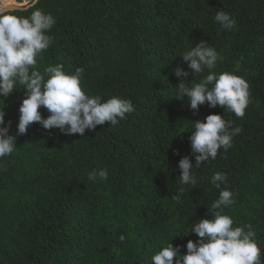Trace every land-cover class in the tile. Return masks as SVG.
<instances>
[{
	"label": "trees",
	"instance_id": "1",
	"mask_svg": "<svg viewBox=\"0 0 264 264\" xmlns=\"http://www.w3.org/2000/svg\"><path fill=\"white\" fill-rule=\"evenodd\" d=\"M36 7L56 19L37 69L82 67L86 94L131 99L135 111L84 136L38 122L17 136L14 152L0 158V264H152L172 238L185 254L187 241L199 239L192 223L210 217L219 196L210 183L218 171L235 201L224 214L233 227L251 226L264 262V0H39ZM220 10L236 19L235 29L215 22ZM201 40L222 58L214 71L249 84L243 117L207 103L194 111L174 97L178 64L190 83L208 72L193 75L181 57ZM24 95L18 89L0 100L13 135ZM210 113L242 131L227 152L194 167L197 184L180 194L178 161L187 155L195 164L192 124ZM101 168L108 178L90 181L88 173Z\"/></svg>",
	"mask_w": 264,
	"mask_h": 264
},
{
	"label": "clouds",
	"instance_id": "2",
	"mask_svg": "<svg viewBox=\"0 0 264 264\" xmlns=\"http://www.w3.org/2000/svg\"><path fill=\"white\" fill-rule=\"evenodd\" d=\"M38 2L0 0V100L5 104V99L14 90H25L15 135L10 134L11 121L5 123L4 106L0 107V158L14 152L17 136L26 134L34 122L45 130L57 128L64 135L84 136L86 130L94 131L105 122L115 127L135 111L131 99L111 96L105 100L100 95L86 94L81 87L82 67L71 73L65 72L62 64L48 66L43 73L37 69V58L53 42L48 33L56 23L51 13L36 7ZM16 7L33 10L30 15H17L14 12ZM214 20L225 30L236 28V19L226 11H217ZM181 57L193 75L203 73L205 69L208 72L199 82L190 83L186 80L189 72L178 64L173 69V74L179 79L175 86V98L189 101L194 111L207 103L210 108L219 105L236 117L244 116L249 104V84L234 73L214 71L222 59L214 47L201 40L185 50ZM42 107L48 111L47 117L42 116ZM241 131V127L234 126L232 121L225 120L218 113H210L204 120L194 121L189 139L195 164L187 155L179 159L180 194L184 185L197 184L194 167L210 159L215 160L221 149L227 152L232 147L233 138ZM175 154L179 155L178 149ZM97 178L106 180L108 170L93 169L88 173L90 181L95 182ZM210 183L220 191L211 204L210 217L192 223L190 232L196 233L199 239L196 242L188 240L187 251L182 254V246H173L170 242L172 238L166 247L151 256L152 264H264L251 226H248V231L244 227H233L232 217L224 214V209L235 202L233 192L222 187L228 184L227 174L214 173ZM172 198L178 200L179 195ZM119 240L123 243L125 236L121 234Z\"/></svg>",
	"mask_w": 264,
	"mask_h": 264
},
{
	"label": "water",
	"instance_id": "3",
	"mask_svg": "<svg viewBox=\"0 0 264 264\" xmlns=\"http://www.w3.org/2000/svg\"><path fill=\"white\" fill-rule=\"evenodd\" d=\"M21 8H25V7H16L15 9H21ZM15 9H14V10H15Z\"/></svg>",
	"mask_w": 264,
	"mask_h": 264
},
{
	"label": "rangeland",
	"instance_id": "4",
	"mask_svg": "<svg viewBox=\"0 0 264 264\" xmlns=\"http://www.w3.org/2000/svg\"><path fill=\"white\" fill-rule=\"evenodd\" d=\"M5 2H9V0H5Z\"/></svg>",
	"mask_w": 264,
	"mask_h": 264
}]
</instances>
